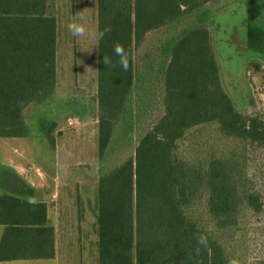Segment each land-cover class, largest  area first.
I'll return each mask as SVG.
<instances>
[{"label":"trees","instance_id":"1","mask_svg":"<svg viewBox=\"0 0 264 264\" xmlns=\"http://www.w3.org/2000/svg\"><path fill=\"white\" fill-rule=\"evenodd\" d=\"M225 1L96 0L97 31L111 29L97 41L98 264H229L235 258L190 221L184 207L205 192L219 230L236 227L243 206L254 214L262 211L257 193L247 189L240 154L212 156L206 167L189 165L176 154L177 142L201 124L215 123L225 138L264 146V120L259 113L241 112L225 88L206 25L185 28L166 41L163 116L139 140L133 157L112 169L104 166L114 126L131 95L135 48L147 33ZM48 9L47 0H0L2 139L28 137L25 108L54 94L57 22ZM117 43L129 53L127 71L113 54ZM104 55L111 66H104ZM54 126L43 132L51 146ZM0 226V262L54 258V228L45 203L1 194ZM198 233L208 236V248L197 250Z\"/></svg>","mask_w":264,"mask_h":264},{"label":"rangeland","instance_id":"2","mask_svg":"<svg viewBox=\"0 0 264 264\" xmlns=\"http://www.w3.org/2000/svg\"><path fill=\"white\" fill-rule=\"evenodd\" d=\"M57 22L56 88L41 103L28 105L24 120L29 136L0 138V195L44 201L55 230L56 255L51 260L0 264H98L97 7L96 0H47ZM82 18L88 34L74 38L66 25ZM206 25L227 91L238 109L264 120V0H226L183 18L180 23L146 34L133 52L134 81L128 103L115 124L104 166L112 169L129 157L144 134L163 116V47L185 28ZM54 123L49 145L44 130ZM179 159L206 167L212 156L240 154L247 189L257 193L262 211L243 206L234 228L219 230L207 211V194L197 192L184 212L216 238L239 264L264 260V146L225 138L218 125L190 128L177 142ZM238 228V230H237Z\"/></svg>","mask_w":264,"mask_h":264},{"label":"clouds","instance_id":"3","mask_svg":"<svg viewBox=\"0 0 264 264\" xmlns=\"http://www.w3.org/2000/svg\"><path fill=\"white\" fill-rule=\"evenodd\" d=\"M67 31L70 33V35L74 38H82L87 36L88 34V27L83 22L82 18H77L75 16L71 17L66 25ZM111 31L110 27H105L103 30H98L95 33V39L96 41L103 40L105 35ZM113 54L118 57L117 63L120 65V67L127 71L129 68V53L125 50V48L120 45L119 43L115 44L113 47ZM103 64L105 67L112 65V59L109 56H103ZM196 241L198 245V249L200 247L202 248H208L209 246V239L208 236L204 233H198L196 235ZM229 264H238V261L236 259H231L229 261Z\"/></svg>","mask_w":264,"mask_h":264},{"label":"crops","instance_id":"4","mask_svg":"<svg viewBox=\"0 0 264 264\" xmlns=\"http://www.w3.org/2000/svg\"><path fill=\"white\" fill-rule=\"evenodd\" d=\"M36 202H43V203H45L44 201H36ZM46 204V203H45ZM46 207H47V205H46ZM47 217H48V212H47ZM48 220H49V218H48ZM49 224H50V221H49ZM51 225V224H50ZM52 226V225H51ZM53 227V226H52ZM54 228V227H53ZM1 233H2V227L0 226V237H1ZM54 235H55V230H54ZM55 255H56V244H55ZM54 258H55V256H54ZM53 258V259H54ZM53 259H38V260H53ZM18 261H22V260H18ZM11 262H13V261H11ZM0 263H2V262H0Z\"/></svg>","mask_w":264,"mask_h":264}]
</instances>
